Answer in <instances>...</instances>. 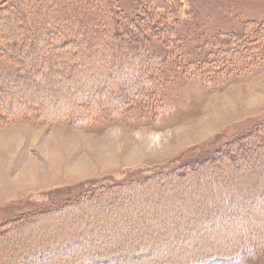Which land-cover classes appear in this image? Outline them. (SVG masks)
Instances as JSON below:
<instances>
[{"label": "rangeland", "instance_id": "rangeland-1", "mask_svg": "<svg viewBox=\"0 0 264 264\" xmlns=\"http://www.w3.org/2000/svg\"><path fill=\"white\" fill-rule=\"evenodd\" d=\"M40 253L264 264V0H0V264Z\"/></svg>", "mask_w": 264, "mask_h": 264}, {"label": "trees", "instance_id": "trees-1", "mask_svg": "<svg viewBox=\"0 0 264 264\" xmlns=\"http://www.w3.org/2000/svg\"><path fill=\"white\" fill-rule=\"evenodd\" d=\"M165 24H167V22L165 23ZM166 26H168V27H170V25H166ZM258 30L257 31H259L260 32V34H262V30H263V27L261 28H257ZM56 31H53V35H56V33H55ZM55 33V34H54ZM238 37H240V40L242 39V38H246V39H244V42L243 41H236V42H238L239 44H241V47H239L238 48V46H235L236 44H235V42H231L232 41V39L234 40V38H233V36H235L234 34H231V35H227L226 36V41L223 43V46H220V48H219V50H218V53H219V51H222V53L224 54V51H226V50H229V51H233V52H236V53H238L236 50H240V49H242L243 50V52L242 53H245V51H246V48H248V49H253V46L252 45H254V42H249V43H247V38L249 37V32H244V33H239V34H236ZM163 36V42H165L164 40H166V37L164 36V35H162ZM253 38V41L254 40H256V39H258V37H252ZM251 38V39H252ZM248 39H250V38H248ZM53 41H52V43L53 42H58V40H56V38L54 39H52ZM70 39H68L67 41H69ZM235 40H236V38H235ZM67 41L65 40L64 42H62V44H60V45H64L65 43H67ZM258 43V42H257ZM59 44V43H58ZM7 45H9V44H7L6 43V45L4 46L5 48H9L10 47V45L9 46H7ZM225 46H226V48H225ZM250 46H251V48H250ZM136 47H137V49H138V45H136ZM226 49V50H223V49ZM238 50V51H239ZM139 51V50H138ZM137 51V52H138ZM248 51V50H247ZM241 53V52H240ZM150 54H151V58H153V61H154V63L157 65L158 64V61H157V58L158 57H156V53L154 52V51H152V52H150ZM239 54V53H238ZM220 55V57H221V54H219ZM181 56H182V54H181ZM124 57H126V54L124 55ZM180 59H181V57H179ZM187 65H189V64H187ZM188 67V66H187ZM186 67V68H187ZM161 68V67H160ZM12 71H14L15 73H18V68H14ZM163 72V70L162 69H160V70H157V69H154V72H153V74H149L148 76H146L147 78H154V84H153V86H151V89L149 90V91H147V94H149V97H151V96H153V95H155L156 93H157V91H158V89H159V80H161L162 79V75H161V73ZM12 74H14L13 72H12ZM144 74V73H143ZM11 75V74H10ZM158 86V87H157ZM123 90H124V93H125V96H126V100H125V102L123 103V105H120L119 104V106H117L116 108H123L122 106H125V107H134V106H136L137 104H141V103H143L142 105H148L149 106V104L150 103H154L155 102V100L154 99H152L151 98V100L150 99H148V96L146 97V96H142L141 95V91L137 88V85H133V84H127L125 87H123ZM113 96V95H112ZM94 250H95V252L97 251V250H99L98 248H94ZM49 252V251H48ZM50 253V252H49ZM45 253H40L37 257H36V259H33V261H30V260H27V261H25L26 262V264H29V263H37V262H41V261H43V259H44V257H45ZM74 255V253H72V255H70V257H65V259H69V258H71V256H73ZM83 257V256H82ZM74 258V257H73ZM104 261L105 260H103V258H101V259H99V258H95V257H93V258H90V259H87V261H86V259H84V260H82V259H76V258H74L72 261H71V263H69V264H104ZM212 261H214V262H216V261H232V260H230L229 258H227V256H222V255H215L214 257H213V259H212Z\"/></svg>", "mask_w": 264, "mask_h": 264}, {"label": "bare ground", "instance_id": "bare-ground-1", "mask_svg": "<svg viewBox=\"0 0 264 264\" xmlns=\"http://www.w3.org/2000/svg\"><path fill=\"white\" fill-rule=\"evenodd\" d=\"M246 179V178H245Z\"/></svg>", "mask_w": 264, "mask_h": 264}]
</instances>
